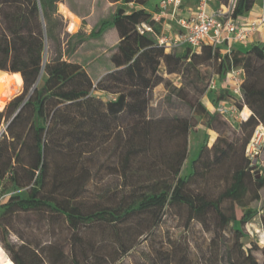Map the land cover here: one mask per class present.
Wrapping results in <instances>:
<instances>
[{"label":"trees","instance_id":"16d2710c","mask_svg":"<svg viewBox=\"0 0 264 264\" xmlns=\"http://www.w3.org/2000/svg\"><path fill=\"white\" fill-rule=\"evenodd\" d=\"M149 1L110 0L113 12L108 18L92 25L88 33L69 34L51 18L48 0H0V71L19 74L22 80V93L0 104V130L4 127L0 181L2 192L9 194L0 203V247L13 264H120L139 238L160 223L166 209L175 206L186 207L189 220L201 225L212 220L208 250L195 258L187 244H173L152 249L146 264H264V248L259 262L251 248H243L242 235L233 228L248 224L257 211L247 209L237 218L225 214L222 207L230 201L245 208L264 192V181L255 180L244 157L255 129L264 127V44L223 55L209 46L199 52L189 48H180L183 54L178 49L165 52L157 45L165 34L162 19L155 20L146 11ZM130 4L138 8L126 10ZM254 4L255 0H236L233 19ZM110 30L115 31L117 43L109 67L94 82L72 57L84 42L100 39ZM61 42L65 59L44 61L45 45L47 54L50 46ZM203 52L219 62L222 75L230 69L242 70L240 99L231 101L236 110L251 111L238 126L240 160L216 197L195 192L190 183L198 167L206 173L236 152L216 128L227 125L219 109L205 111V130L218 135L210 147L205 137L186 176L180 172L191 119L149 114L152 91L162 83L168 89L167 101H179L192 113L199 112L198 97L206 85H200L193 59ZM169 75L186 78L192 93L186 85L173 87L164 77ZM100 93L116 96L104 101L97 96ZM159 135L178 138L180 143L167 154ZM144 217L145 228L140 225ZM16 219L47 228L60 224L67 235L46 245L12 231ZM92 232L97 239L90 236Z\"/></svg>","mask_w":264,"mask_h":264},{"label":"rangeland","instance_id":"374dc122","mask_svg":"<svg viewBox=\"0 0 264 264\" xmlns=\"http://www.w3.org/2000/svg\"><path fill=\"white\" fill-rule=\"evenodd\" d=\"M109 1L110 0H74L72 4L84 13L90 11L91 6L96 7V10L95 14L86 20H81L79 17L75 16L78 20L75 19L73 21L74 29L72 31H68L69 27H67L64 21V12L61 9L60 3L55 4L54 2H50L49 12L53 20L60 22V28L63 32L73 34L81 30L88 33L92 25L98 23L99 20L108 18L113 12V9L109 6ZM162 1L166 0H150L147 4L149 9H146V11L155 13L154 16L161 15L159 18L162 19L161 32L173 33L178 30L176 20L178 18H188L192 14H195L203 0H182L177 8L174 7L173 3H169L165 8H161ZM227 1L228 0L206 1L208 7H206L205 10L206 12L211 13L216 12L220 8V5L226 4ZM255 2L261 3L262 0H255ZM136 8L138 7L131 4L125 6L126 10ZM113 31H108L100 39L84 42V44L76 49L75 54L72 57V61L81 64L90 74L94 82L97 76L102 74V71L109 67L108 60L117 43V38L114 34L115 31ZM178 52L182 54L184 53V51L180 49H178ZM46 57L50 60L65 59L63 43L61 42L58 45L50 46ZM193 63L200 71V77L202 80L200 85H206L205 93L198 97V100L200 101L198 106L199 112L192 113L188 107L179 101H167V98L165 97L168 94V89L162 83L152 91V106L149 114L154 118L171 119L172 117L179 116L191 119L193 127L189 131L187 137V157L180 172L181 176H186L190 173V164L196 159L205 137L208 141V147L213 143L212 138L214 134L211 132L207 133V130H205L203 117L205 111H209L208 108H210V106H213L214 109H218L220 106L223 107L219 111L227 122V125H216V128L218 129V133L224 135L229 142L235 145L236 152L231 154L229 161L224 162L220 167H214L211 171L206 173L201 167H198V174L190 183V188L195 192H200V194L204 196L216 197L227 186L229 173L234 168V165L240 160L242 136L238 126L240 122L244 121V118L240 116V113H238V110H236L234 104H232L233 102L231 100L237 101L240 99L238 95L234 94L233 88L231 91L226 90L225 88L222 89V85L226 84H224L226 81V74L231 71V69L222 75V73L218 71L219 62L208 52H203L196 56V58L193 59ZM3 73L8 76L20 78L19 74ZM164 77L173 87L178 88L186 85V89L190 94L192 93L190 87L186 84V78L179 75H169ZM222 92L225 93L222 94ZM21 93L22 80L20 91L14 97ZM97 96L104 101H108L115 98L116 95L113 93H100L97 94ZM219 97H221L222 101L225 103H219ZM3 130L4 127L1 128L0 133ZM215 133L218 135L217 132ZM159 137H162V149L167 154L172 152L174 146H177L180 143L178 138L173 139L163 135H159ZM244 157L250 162L249 168L251 169V175L255 177V180L262 179L264 181V127L258 126L255 129L253 136L245 149ZM57 161H59V159ZM2 184L3 183L0 181V203H3L9 196V194H4L2 192ZM18 193L23 194V192ZM222 207L225 214L234 213L237 218L247 209H254L257 211V215L248 224L245 226L234 224L233 228L240 231L242 235L240 242L242 243L243 248L245 250L251 248L256 259L259 262H262V250L264 248V192L262 191L260 193L259 201L250 203V205L245 208L240 207L236 203L233 204L230 201L225 202ZM189 219L190 213L186 207L175 206L166 209L160 223L149 231V233L147 232L139 238L138 244L132 249L130 252L131 254L122 258L120 264H146L145 257L147 254L153 252L152 249L168 248L173 244H187L194 257L198 258L201 252H206L208 250V242L212 236L213 222L210 220L206 225H201L196 220L191 221ZM147 221L148 219L146 217L141 218L140 225L145 228ZM11 229L12 231L17 230L28 239L30 238L34 241L37 239L46 245H48L49 242H59L67 235V230L63 225L54 224L49 225V228H47V226L42 223L19 219H16ZM149 234L152 236L151 238L148 237ZM90 236L93 239L98 238V234L95 232H92ZM10 237L12 241L17 242V238L13 232H11ZM227 237L229 238L227 239V242L229 243L230 234H227Z\"/></svg>","mask_w":264,"mask_h":264},{"label":"built area","instance_id":"2783aa9c","mask_svg":"<svg viewBox=\"0 0 264 264\" xmlns=\"http://www.w3.org/2000/svg\"><path fill=\"white\" fill-rule=\"evenodd\" d=\"M181 1H162L161 8H165L169 3H173L174 7L177 8ZM206 1L211 0H203L195 14L188 18H178L176 20L178 30L174 34L165 33L160 37L157 43L158 47L165 52L180 48H189L192 51L199 52L204 46L219 49L220 45L225 42L246 41L253 32L264 24V15H262L246 26H238L235 22L237 19L234 20L232 17L236 0H228L226 4H221L220 8L212 13L206 12L205 8L208 7ZM160 16H154V19L158 20ZM142 27L147 31H151L145 25ZM139 31L142 32L140 28ZM230 51L231 49H228L223 54H229ZM227 77L234 81V93L240 97L239 88L242 81L238 78V73L235 72V69H231L227 73ZM222 108L221 106L219 110Z\"/></svg>","mask_w":264,"mask_h":264},{"label":"crops","instance_id":"0c3cea01","mask_svg":"<svg viewBox=\"0 0 264 264\" xmlns=\"http://www.w3.org/2000/svg\"><path fill=\"white\" fill-rule=\"evenodd\" d=\"M59 1H60L59 3L61 5V9L62 10H63L62 7H65L71 14H73L74 16L79 17V19H81V20H86V19H88L89 17H91V16H93L95 14L96 7H94V6H91V10L90 11H87V13H84L83 11H81L79 8H77L76 6H74L72 4L74 0L73 1L72 0H59ZM94 1H96V0H94ZM48 2L50 4V2H54V0H48ZM109 6H111V4H109ZM145 9H149V6L146 5ZM150 13H152V12H150ZM152 14L155 15V13H152ZM262 15H264V0H262L261 3L255 2V4L252 7V9L248 13H246L243 16L239 17L235 22H236V24L238 26H246L247 24L257 20ZM64 18H65L64 21H65L67 27H69L70 23H72V19H70L65 13H64ZM75 19L78 20L77 18H75ZM175 32L166 33V34H174ZM254 33H252L247 38V40L243 41V42H241V41L225 42L224 44L220 45V47H219L220 53L223 54L228 49L239 50V51H242V52H246V51H249V49L252 46H254V45L264 44V24H262L258 28V30L256 32H254ZM114 34H115V32H114ZM116 38H117V35H116ZM234 69H235V72L238 73V78L242 81V79H243L242 70L240 68H234ZM224 84L225 85H222V89L225 88L226 90L231 91V89L233 88V92H234L235 87H233V86H234L235 83H234V81H232L231 79H229L227 77V74H226V81L224 82ZM234 94L236 95V93H234ZM219 103H225V102L219 101ZM218 109H219V107H218ZM208 110L210 112H212V111H214L216 109H214L213 106H210V108H208ZM238 113H240V116L243 117L244 120H245L246 118H248L250 116L251 111L247 107H243L241 111H238ZM209 132L214 134V136L212 138V141L214 142V140H215L217 135L212 130H207V133H209Z\"/></svg>","mask_w":264,"mask_h":264},{"label":"bare ground","instance_id":"6f19581e","mask_svg":"<svg viewBox=\"0 0 264 264\" xmlns=\"http://www.w3.org/2000/svg\"><path fill=\"white\" fill-rule=\"evenodd\" d=\"M63 12L72 19L69 25V31L74 29L75 16L71 14L65 7ZM21 88V79L19 77L8 76L3 72L0 73V103H5L14 97ZM0 264H13L5 255L4 251L0 248Z\"/></svg>","mask_w":264,"mask_h":264},{"label":"water","instance_id":"95a60500","mask_svg":"<svg viewBox=\"0 0 264 264\" xmlns=\"http://www.w3.org/2000/svg\"><path fill=\"white\" fill-rule=\"evenodd\" d=\"M46 60V45H45V52H44V61Z\"/></svg>","mask_w":264,"mask_h":264}]
</instances>
